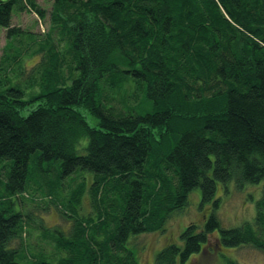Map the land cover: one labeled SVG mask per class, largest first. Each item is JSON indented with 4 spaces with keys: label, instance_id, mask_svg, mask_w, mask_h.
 <instances>
[{
    "label": "trees",
    "instance_id": "trees-1",
    "mask_svg": "<svg viewBox=\"0 0 264 264\" xmlns=\"http://www.w3.org/2000/svg\"><path fill=\"white\" fill-rule=\"evenodd\" d=\"M28 8L45 19L35 0H0L8 39L0 61V161L11 162L1 182L0 264L27 260L21 245L13 247L27 220L34 222L22 203L41 191L56 205L69 181L35 175L31 165L46 175L43 163L56 161L64 177L94 174L97 213L79 215L81 179L65 204L73 232L44 229L58 254L31 264H140L130 240L163 228L196 188L217 208L218 183L262 184L255 219L224 228L214 211L202 227L187 226L181 245L162 249L155 264H183L217 232L224 247L263 248L264 0H54L52 28L67 48L61 54L51 35L40 44L36 53L46 62L40 91L29 98L5 67L23 57L9 41L33 40L12 25Z\"/></svg>",
    "mask_w": 264,
    "mask_h": 264
},
{
    "label": "rangeland",
    "instance_id": "rangeland-1",
    "mask_svg": "<svg viewBox=\"0 0 264 264\" xmlns=\"http://www.w3.org/2000/svg\"><path fill=\"white\" fill-rule=\"evenodd\" d=\"M35 3L46 13V17L45 19H40L39 14L34 10L31 11L29 8L21 13L14 14L12 25L20 27L23 31L31 34L33 40L20 39L21 43L9 41V44H13L14 48L23 51V57L17 60L18 65L11 60L5 66L8 76L12 77L14 82H20L24 87L27 98L40 91L38 84L40 80V65L46 62L42 58L43 53H36V50H38L40 44L44 43V40L49 35L52 36L55 45L60 38V34L52 28L51 23V12L53 10L54 0H35ZM7 41V31L0 28V61L4 59L3 54ZM57 45L61 54L67 48V42L64 40H61ZM63 70L64 75H68V69L64 68ZM18 73L21 74L19 80ZM3 76H5V72ZM27 81H29L28 84ZM131 87L129 84L124 86L121 91L122 94L116 99L117 103L115 105L118 108L121 107L122 95L129 94L132 90ZM30 106H32V109L35 108V103L30 104ZM30 106H28V109ZM23 114L27 115L28 110L24 111ZM86 118L90 125H96L97 119L93 118L92 115L88 113ZM7 163L11 164L10 161H0V194L4 191V187L1 184V182H5L3 176L10 170V167L8 169L6 166ZM43 165L45 170H49L46 175L37 166L34 168V164L31 165L30 170L32 172L36 169L35 175L38 172L40 176H47L54 180L59 178L61 181L66 178L69 181L66 180L62 189L56 192L57 195L53 197V200L57 202L56 205L48 204V201L51 199L43 196L41 191H36L34 194L29 193L30 199L22 203V211L30 218H33L34 222L32 223L28 219L27 221L29 223L26 224L24 237L13 243V247L15 248L21 245L22 250L27 254L28 261L25 260L21 264H25L26 261L28 264H31L34 261V257L40 254L45 255L48 260L53 259L58 254L52 236H45L48 232L44 229L47 228L56 234L61 233L64 236L73 232L72 212L67 210L65 204L71 201L72 190L77 188L81 179L86 180L87 185L79 208V215L91 217L97 213L92 204L89 191L95 178L93 173L77 170L74 175L64 177L59 161L51 164L43 163ZM261 187L262 184H247L239 187L236 183H229L225 188L223 184L218 183L215 197L219 201L217 208L214 207L213 201L203 203L201 188H196L189 196V204L187 207L182 211L172 213L166 220L164 227L159 231L144 233L132 238L129 242V247L136 249L140 264H155V259L162 249L170 245H181V235L187 226L196 224L202 227L206 219L214 211L224 228L238 227L245 222L253 221L256 217L257 201L262 195ZM63 205L66 210H64ZM214 236L217 237L218 232ZM215 237H210L208 246L204 247L202 252L189 258L183 264H227L229 261L234 264H264V247L259 248L248 244L236 248H228L218 243ZM176 264H181L179 259Z\"/></svg>",
    "mask_w": 264,
    "mask_h": 264
}]
</instances>
